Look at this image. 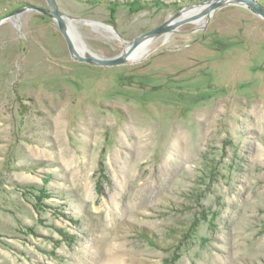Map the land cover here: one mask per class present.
I'll return each instance as SVG.
<instances>
[{
	"label": "rangeland",
	"instance_id": "374dc122",
	"mask_svg": "<svg viewBox=\"0 0 264 264\" xmlns=\"http://www.w3.org/2000/svg\"><path fill=\"white\" fill-rule=\"evenodd\" d=\"M55 1L112 58L210 0ZM26 5L49 8L0 20ZM143 46L99 67L41 13L0 23V264H264V19L226 6Z\"/></svg>",
	"mask_w": 264,
	"mask_h": 264
},
{
	"label": "water",
	"instance_id": "95a60500",
	"mask_svg": "<svg viewBox=\"0 0 264 264\" xmlns=\"http://www.w3.org/2000/svg\"><path fill=\"white\" fill-rule=\"evenodd\" d=\"M49 8H42L35 5H26L14 13L10 14L8 17L1 19L0 23H3L8 18H15L17 15H21L27 12H37L41 13L49 18H51L54 23L57 25L58 29L64 36L65 40L67 41L69 51L71 54V57L79 62H84L91 64L93 66H99V67H114V66H120L124 63L131 61L132 54L145 42H147L148 39L153 37H160V36H167L171 33H174L177 31V29L192 21L196 18L207 15L211 16L215 11L231 5H239L243 7L249 8L251 11L257 13L261 18L264 19V8L258 5L256 0H210L208 3V6L203 8L199 13H197L194 17L191 18H177L178 15L186 10L183 9L175 18L168 21L163 26L155 29L154 31H151L149 33L143 34L136 39H134L132 42L128 43V45L124 48V50L117 56L112 58H102L98 57L95 54H92L89 51H86L79 43L77 38L75 37L72 29L71 24L73 23H83L87 26H100L103 24H100L96 21H89V20H80L75 18H70L57 8V4L55 0H47ZM192 9V8H191ZM80 49L84 54L78 55L76 52V49Z\"/></svg>",
	"mask_w": 264,
	"mask_h": 264
},
{
	"label": "bare ground",
	"instance_id": "6f19581e",
	"mask_svg": "<svg viewBox=\"0 0 264 264\" xmlns=\"http://www.w3.org/2000/svg\"><path fill=\"white\" fill-rule=\"evenodd\" d=\"M202 10V8H188L184 11H182L177 18H191V17H194L197 13H199L200 11ZM209 16H204L202 17L201 19L199 20H192V21H197L198 23H204L208 20ZM93 28H98L97 30H100L102 31L103 33L105 34H110L111 36L115 37L113 35V32L112 30L109 28V27H106V26H103V25H100V26H92ZM146 43V42H145ZM144 45V44H143ZM143 45H141L131 56V60L132 58L135 56L136 52L141 49L142 47H144ZM76 52L78 55H83L84 53L80 50V49H76ZM138 55V54H137Z\"/></svg>",
	"mask_w": 264,
	"mask_h": 264
}]
</instances>
